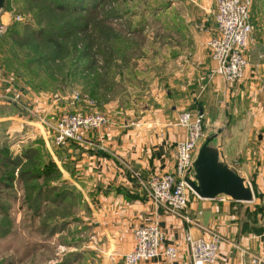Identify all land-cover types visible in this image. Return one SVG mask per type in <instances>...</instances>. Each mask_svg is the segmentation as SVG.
<instances>
[{
  "label": "rangeland",
  "instance_id": "rangeland-1",
  "mask_svg": "<svg viewBox=\"0 0 264 264\" xmlns=\"http://www.w3.org/2000/svg\"><path fill=\"white\" fill-rule=\"evenodd\" d=\"M205 3L209 22L202 21L205 16L199 8ZM216 3L4 0L0 22L14 16L21 21L10 24L0 37V61L5 71L0 80V119L16 113L13 93L18 92V86L36 91L42 100L49 95L65 98L58 107L77 91L90 101L80 105L97 109L92 113L107 111L121 121L137 119L144 109L156 104L154 94L160 92L163 98L171 91L174 51L182 50L187 35L198 40L210 23L209 37L214 33ZM61 5L66 10L55 11ZM26 25L36 29V45L24 38ZM16 27L23 37L17 38L18 32L12 30ZM48 37L58 43V52L49 46ZM34 53L52 56L53 62L40 66L43 64L34 62ZM93 87L97 90L92 96ZM21 112L22 121L27 120V113ZM58 114L56 111L55 118ZM40 131L38 124L0 121V163L4 155L18 159V166L0 165V264H77L82 258L77 248L92 237V226H82L80 216L82 200L90 198L91 190L81 186V181L91 180L88 163L80 162L82 151H86L74 145L68 152L55 146L44 128ZM7 173L13 175L10 182L4 178Z\"/></svg>",
  "mask_w": 264,
  "mask_h": 264
},
{
  "label": "crops",
  "instance_id": "crops-1",
  "mask_svg": "<svg viewBox=\"0 0 264 264\" xmlns=\"http://www.w3.org/2000/svg\"><path fill=\"white\" fill-rule=\"evenodd\" d=\"M206 4L199 5L205 11L200 10L203 17L209 12ZM205 20L209 22L211 18L205 16L202 21ZM250 24L248 66L242 81L228 84L214 77V64L205 46L210 23L198 40L187 35L182 50L174 51L171 91L163 98L160 92L154 94L156 104L144 109L137 119L121 121L104 110L110 124L85 135L88 144L78 145L86 151H82L80 162L88 163L91 180L81 181V186L91 190L90 198L84 196L82 200L84 209L80 210V216L82 222H91H83L82 226H92V237L77 248L82 253L77 264H124V255L133 247V230L150 222L157 223L164 234L162 247L175 245L179 252L172 261L160 256L140 264H187L190 258L184 241L187 233L195 238L208 239L212 234L222 237L215 264H240L236 247L260 253L264 241V61L259 55L264 50V0H253ZM4 73L0 61V80ZM18 87V92L13 93L16 113L0 121L38 124L42 131L40 120L56 119V111L59 116L97 110L86 104L72 105L70 100L58 107L65 98L54 99L49 95L42 100L38 97L41 94L29 87ZM21 110L27 113V120L22 121ZM184 111L202 115L207 134L220 130L219 151L250 185L254 193L252 202H233L224 196L205 200L188 192L186 215L192 222L188 224L182 217L156 209L139 191L128 167L144 176L171 172L175 144L185 138L184 130L177 124L179 114ZM72 147L62 148L71 152ZM96 150H102L103 154H97Z\"/></svg>",
  "mask_w": 264,
  "mask_h": 264
},
{
  "label": "built area",
  "instance_id": "built-area-1",
  "mask_svg": "<svg viewBox=\"0 0 264 264\" xmlns=\"http://www.w3.org/2000/svg\"><path fill=\"white\" fill-rule=\"evenodd\" d=\"M253 0H217L214 15L215 30L207 39L206 48L214 64L213 75L225 83H237L244 79L248 61L246 51L250 45L252 27L250 8ZM19 16L0 22V37L10 24L20 22ZM264 61V50L259 55ZM72 105L90 101L80 92L74 91L70 96ZM45 135L60 147L73 143L88 144L85 135L101 130L110 124L107 115L93 112L80 114L66 112L56 119H41ZM177 124L185 132V138L175 144L174 167L169 173L144 176L140 171L128 167V170L139 186V191L158 209L182 217L192 224L186 215L188 209V192H192L185 180V174L191 167L198 148L206 139L203 116L197 111H184L179 114ZM89 146H93L89 143ZM164 234L157 223L150 222L133 230V247L123 257L124 264H140L143 261L155 260L160 256L172 261L178 256V247H162ZM189 249L187 264H215L217 251L222 237L212 234L208 239L195 238L190 233L184 237ZM240 264H264V241L258 254H252L243 248L236 247Z\"/></svg>",
  "mask_w": 264,
  "mask_h": 264
},
{
  "label": "water",
  "instance_id": "water-1",
  "mask_svg": "<svg viewBox=\"0 0 264 264\" xmlns=\"http://www.w3.org/2000/svg\"><path fill=\"white\" fill-rule=\"evenodd\" d=\"M4 0H0L2 10ZM220 130L211 132L195 153L184 180L188 188L200 199L214 200L220 196L233 202H252L254 193L246 179L226 163L219 151ZM102 155V150H96ZM264 202V197H263Z\"/></svg>",
  "mask_w": 264,
  "mask_h": 264
},
{
  "label": "trees",
  "instance_id": "trees-1",
  "mask_svg": "<svg viewBox=\"0 0 264 264\" xmlns=\"http://www.w3.org/2000/svg\"><path fill=\"white\" fill-rule=\"evenodd\" d=\"M79 5V4H78ZM56 9H55V11H57V12H63V11H65L66 9H65V7L63 6V5H61V6H56L55 7ZM52 28V27H51ZM14 32L16 31V32H18V33H16L17 34V38H21V37H23L24 35H21V33L19 32V30H18V27H16V29H12ZM24 34H25V36H24V38H26V39H28V41H31L32 43H33V45H36L37 44V32H36V29H33V28H31V27H29V26H25L24 27ZM46 41H47V43L49 44V46L51 47V48H53V49H55L57 52L60 50V46L58 45V43H56V41H53V39L52 38H50V37H48L47 39H45ZM36 43V44H35ZM33 48H34V46H33ZM36 48V47H35ZM36 52H37V50H36ZM34 55H35V59H34V62H36L37 64L38 63H40V64H43V65H40V66H44L45 64H48V63H52L53 62V58H52V56H45V55H37L36 53H34ZM31 63H33L32 61H30ZM30 74H31V76H36V73L34 72V71H30ZM74 74H77V72H75V73H73V75ZM81 74H83V72H81ZM50 79H51V77H53V75L50 73ZM70 76H72V75H70ZM76 76H78V75H76ZM82 76V75H81ZM75 77V76H74ZM34 89V88H33ZM97 89L95 88V87H93L92 89H91V95L93 96V95H95L96 93H95V91H96ZM70 146H74L75 144H73V143H70L69 144ZM63 147V146H62ZM98 154V153H97ZM2 163H0V165L1 166H3L2 164L4 163V166L5 165H8V166H18V165H16V163L18 162V159L17 158H12L11 156H9V155H4V156H2V161H1ZM53 163V162H52ZM54 164V163H53ZM54 168H55V166H54ZM20 175H22V173H20ZM4 178L7 180V181H11L12 179H13V175L12 174H9V173H7V175L6 176H4ZM5 185H6V183H4ZM263 197H264V195L262 196V199H263ZM78 260H79V258H78ZM78 260H77V262H78Z\"/></svg>",
  "mask_w": 264,
  "mask_h": 264
}]
</instances>
